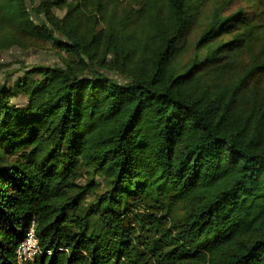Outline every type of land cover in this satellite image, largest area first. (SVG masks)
<instances>
[{
  "label": "trees",
  "instance_id": "trees-1",
  "mask_svg": "<svg viewBox=\"0 0 264 264\" xmlns=\"http://www.w3.org/2000/svg\"><path fill=\"white\" fill-rule=\"evenodd\" d=\"M233 1L0 0V52L65 53L0 84V264H264V0Z\"/></svg>",
  "mask_w": 264,
  "mask_h": 264
},
{
  "label": "rangeland",
  "instance_id": "rangeland-1",
  "mask_svg": "<svg viewBox=\"0 0 264 264\" xmlns=\"http://www.w3.org/2000/svg\"><path fill=\"white\" fill-rule=\"evenodd\" d=\"M214 1H219L224 4L225 0H209V7ZM247 2V0H234L231 9L244 6ZM126 6L127 4H123L119 10L122 11ZM54 12L59 17H63L66 11L55 8ZM62 54L65 55L64 52L59 51L50 43L39 44L28 49L13 47L7 51L0 52V84L7 78L12 82L17 77L22 76L24 66H32L35 64L54 65L59 61ZM14 102L22 103L24 99L17 97L14 99Z\"/></svg>",
  "mask_w": 264,
  "mask_h": 264
},
{
  "label": "built area",
  "instance_id": "built-area-1",
  "mask_svg": "<svg viewBox=\"0 0 264 264\" xmlns=\"http://www.w3.org/2000/svg\"><path fill=\"white\" fill-rule=\"evenodd\" d=\"M21 250L26 256H32L37 251L36 240L33 233H30L28 239L23 243Z\"/></svg>",
  "mask_w": 264,
  "mask_h": 264
}]
</instances>
